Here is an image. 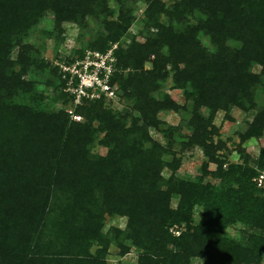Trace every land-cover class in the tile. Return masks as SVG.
Wrapping results in <instances>:
<instances>
[{"label": "trees", "instance_id": "1", "mask_svg": "<svg viewBox=\"0 0 264 264\" xmlns=\"http://www.w3.org/2000/svg\"><path fill=\"white\" fill-rule=\"evenodd\" d=\"M115 1L0 0V264H109L113 248L138 264H264V188L254 182L264 147L256 158L242 149L264 138V0ZM139 1L143 40L120 43ZM49 14L60 35L65 24L99 23L61 62L118 44L121 109L104 98L74 105L30 42ZM188 107L184 126L160 117ZM235 109L253 118L232 162L214 121ZM192 150L204 161L181 176Z\"/></svg>", "mask_w": 264, "mask_h": 264}, {"label": "rangeland", "instance_id": "2", "mask_svg": "<svg viewBox=\"0 0 264 264\" xmlns=\"http://www.w3.org/2000/svg\"><path fill=\"white\" fill-rule=\"evenodd\" d=\"M133 0H129V3H132ZM167 5H170L174 0H164ZM110 5L113 8H117L115 0H110ZM134 15L136 20L128 33L122 37L120 43L128 44L133 36H137L140 41L143 40L139 36V32L142 30L140 20L143 18V11L145 5L142 2H137L134 6ZM54 18L52 15H48L45 20L35 29L34 33L30 36V42L38 48L44 59L52 62L54 66L56 62H61L64 57H72L73 52L82 49L85 44H87L93 34L94 26L99 28V23L89 22L90 29L86 32L76 24H65L62 26L63 32L61 35L59 32L54 30ZM50 34H47V33ZM151 64H147V68H150ZM172 83L168 82L166 86V92L172 95V97L181 105L184 106L185 102L181 95V92L178 90L171 89ZM45 90L47 97L49 99L54 97V89L52 87H42ZM118 99L107 100V102L115 109H121L122 105L117 102ZM59 104L58 106H60ZM71 108V107H69ZM233 120H226L224 113H219L215 118L214 124L218 129L219 137L221 140L227 143V146L232 150L233 156L230 158L232 162L238 160L241 156L238 151V145L240 144L239 134L245 132L247 128V123L252 120L253 113L242 112L238 109H235L231 112ZM168 124L177 126L188 121L190 118V109L189 107L186 110H181L178 113H168L161 114L160 116ZM184 126V125H183ZM184 132H187L186 130ZM153 136L162 141L161 135L152 131ZM217 139V137H216ZM264 147V138L259 140H250L242 144V149L245 153L251 158H256L259 155L260 149ZM103 152V151H102ZM185 160L180 170L181 176H195L198 169L201 167L204 156L199 150H192L185 153ZM216 167L211 165V169L214 170ZM212 180V179H211ZM199 211H196L195 219H199ZM108 225H117L123 227L125 225V220L122 219H113L108 221ZM239 228L231 227L227 230L226 234L231 238H237L240 234ZM117 249L113 248L111 256L108 257L109 264H138L137 255L135 253L126 256L125 258L118 260L116 253ZM195 264H201L199 260L195 261Z\"/></svg>", "mask_w": 264, "mask_h": 264}, {"label": "built area", "instance_id": "3", "mask_svg": "<svg viewBox=\"0 0 264 264\" xmlns=\"http://www.w3.org/2000/svg\"><path fill=\"white\" fill-rule=\"evenodd\" d=\"M115 44L107 52L87 50L83 57L71 62H56L63 80L66 81L65 92L74 99V105H81L86 101L99 99H117V85L111 84L112 78L117 71ZM72 113V111H70ZM73 119L81 121V117L73 116ZM258 188H264V170L254 179Z\"/></svg>", "mask_w": 264, "mask_h": 264}]
</instances>
